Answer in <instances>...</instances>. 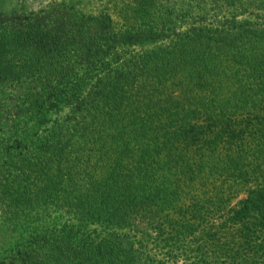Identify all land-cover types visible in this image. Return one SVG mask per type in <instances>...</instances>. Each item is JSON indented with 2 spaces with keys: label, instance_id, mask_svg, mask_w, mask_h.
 <instances>
[{
  "label": "trees",
  "instance_id": "1",
  "mask_svg": "<svg viewBox=\"0 0 264 264\" xmlns=\"http://www.w3.org/2000/svg\"><path fill=\"white\" fill-rule=\"evenodd\" d=\"M194 1L230 18L180 31L160 0H113L97 16L0 0V214L79 218L56 239L62 259L44 264H154L127 235L92 230L154 212L172 214L159 241L167 229L194 235L210 261L230 243L218 250L231 263L264 264V21L237 20L264 0ZM136 43L157 47L125 49ZM71 148L88 152L76 175L94 180L90 193L59 177Z\"/></svg>",
  "mask_w": 264,
  "mask_h": 264
},
{
  "label": "rangeland",
  "instance_id": "2",
  "mask_svg": "<svg viewBox=\"0 0 264 264\" xmlns=\"http://www.w3.org/2000/svg\"><path fill=\"white\" fill-rule=\"evenodd\" d=\"M118 1L121 2L124 0ZM125 1L129 2L130 0ZM243 1L260 2L259 0ZM11 2L14 4L20 3L26 5L28 9H39L46 6L58 8L62 6L64 10L70 12L74 8H78L84 10L85 13L90 16H97L99 13H105V10L103 9H105L106 6H110L108 3H112L113 0H11ZM205 4L206 6L204 7H197V2L194 0H160V5L167 13L164 20H170V17H172L174 22L181 25L180 31H185L190 26L194 27V24H196L195 22H199V24H210L212 22H224L230 18V13L227 12L229 9L220 7L222 6V3L216 5L214 3L210 4L206 1ZM16 6L18 5L16 4ZM4 11L8 12V10ZM20 12L21 11H17V13ZM3 15L5 16V13L0 10V16ZM237 16V20L239 21L246 19L252 21H264V10L251 9L239 13ZM168 26L170 28L174 27L173 24ZM155 47L157 46L148 44L139 45L136 43L135 46H130L125 49L128 50V52H140L142 50H151ZM70 114L71 113L66 109L62 112V116ZM73 149L74 148H71L70 150L65 151L68 152L66 159L71 158L70 164L74 166L70 167L67 175L58 176L62 178L66 189H73L81 191L82 193H90V186L94 180H88L89 177H83L81 174L76 175V172L81 165V160L88 158L86 157L88 155H85L88 154V152L82 150L73 151ZM89 154L90 168L94 167L97 174L95 178H97L100 176V172L97 168L102 164V159L105 153L100 154V151L98 150L97 152L91 151ZM67 165L69 166V164ZM64 172L65 171L62 173L64 174ZM78 179H83V181L78 182ZM87 182L89 184L86 186ZM174 182L175 178L168 177L167 186L170 190L174 188ZM82 183L86 190L81 188ZM236 202L237 201L233 202L232 205L234 206ZM165 215L172 216V214L168 212H164L160 215L158 212H154L147 214L145 217H143V215H138L136 216L133 225L124 229H120L115 223L96 222L93 223L92 230L95 229L96 232L101 235L115 234L120 237L124 234V236L127 235L131 241L135 242L137 247H139L140 244H143L142 248H139L141 250L140 257L142 258V253L144 252V255L148 256L154 264H212V262H215V264H233L230 261L231 255L227 256L226 253L223 254V252L218 250L219 248H224L225 250L234 249L235 247L230 243H223L218 248H214L213 253L217 258L216 261H210L209 258H207L209 257L208 252L203 245L199 246L200 243L194 238V235L188 239L176 238L175 240L174 234L166 229L165 232H163L165 235L162 236L161 241H159L157 239V223L161 221L163 225L165 220L161 219H163ZM76 219L78 220L79 218L76 215L73 216V214L68 213L66 209H62L61 211L53 209L49 212L42 209L37 210L36 212L22 211L15 213V215H11L10 213L0 214V264H38L40 262L44 264V261H42L44 260L43 257L62 259L58 257V250L63 248V246L62 243H59L56 239L60 238V231H63L66 227L77 225ZM165 228H167V226H165ZM42 236H50V239L45 241L44 238L37 242V239ZM174 241L178 242L174 245ZM32 242H35L36 246H34ZM66 255H71V253H67ZM69 263V260L63 259L57 264ZM236 264H240L239 261H237Z\"/></svg>",
  "mask_w": 264,
  "mask_h": 264
}]
</instances>
